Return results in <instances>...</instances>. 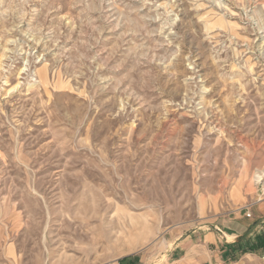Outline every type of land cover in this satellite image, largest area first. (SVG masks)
Instances as JSON below:
<instances>
[{
	"label": "rangeland",
	"instance_id": "1",
	"mask_svg": "<svg viewBox=\"0 0 264 264\" xmlns=\"http://www.w3.org/2000/svg\"><path fill=\"white\" fill-rule=\"evenodd\" d=\"M262 170L264 0H0V264H264Z\"/></svg>",
	"mask_w": 264,
	"mask_h": 264
},
{
	"label": "crops",
	"instance_id": "2",
	"mask_svg": "<svg viewBox=\"0 0 264 264\" xmlns=\"http://www.w3.org/2000/svg\"><path fill=\"white\" fill-rule=\"evenodd\" d=\"M252 211H253L252 216L249 218L246 217L245 214H240V216H237L229 220H222V222L219 223V228H220L219 231L223 234V237L232 238L231 240H227L226 243H234L237 241V239L241 237H244V240H246L247 238H255L257 235H259L264 230V207L263 205L259 206V208H257L256 210H252ZM203 241L205 242L207 248H210L213 245H216L217 249L219 247L218 245H219L220 240L219 238H217V234L215 232H209L205 234ZM202 249H205V248L202 247ZM233 249L235 250L236 248H233ZM212 252H218V251H212ZM219 252L224 253L225 250H222ZM188 253L192 254L193 251L192 250L188 251ZM235 253L236 252H234V254ZM218 257H219L218 255L217 256L212 255L210 256L209 260L205 261V263L208 262L209 264H219V262L217 261ZM236 264H239V263H236Z\"/></svg>",
	"mask_w": 264,
	"mask_h": 264
},
{
	"label": "bare ground",
	"instance_id": "3",
	"mask_svg": "<svg viewBox=\"0 0 264 264\" xmlns=\"http://www.w3.org/2000/svg\"><path fill=\"white\" fill-rule=\"evenodd\" d=\"M256 179L259 183H263L264 184V173L263 172H259L256 175Z\"/></svg>",
	"mask_w": 264,
	"mask_h": 264
},
{
	"label": "built area",
	"instance_id": "4",
	"mask_svg": "<svg viewBox=\"0 0 264 264\" xmlns=\"http://www.w3.org/2000/svg\"><path fill=\"white\" fill-rule=\"evenodd\" d=\"M261 172H263L264 173V171L262 170Z\"/></svg>",
	"mask_w": 264,
	"mask_h": 264
}]
</instances>
